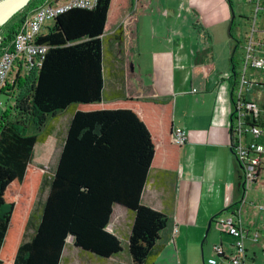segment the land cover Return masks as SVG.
<instances>
[{
  "label": "trees",
  "instance_id": "1",
  "mask_svg": "<svg viewBox=\"0 0 264 264\" xmlns=\"http://www.w3.org/2000/svg\"><path fill=\"white\" fill-rule=\"evenodd\" d=\"M46 1L31 0L0 27L2 47ZM126 2L96 0L90 9H69L38 36L47 52L25 92L14 100L13 120L0 119V264H62L69 239L83 257L118 258L122 241L107 229L115 205L129 218V264H154L159 254L168 218L142 205L141 195L154 168L158 138L174 151L181 146L174 141L171 101L125 97L119 91L104 99V34ZM122 32L116 29L119 43ZM239 45L230 47L231 88ZM17 85H22L19 78ZM63 113L68 117L65 137L55 170L47 176L33 166L34 151L49 142L52 120ZM43 183L45 200L34 209Z\"/></svg>",
  "mask_w": 264,
  "mask_h": 264
},
{
  "label": "crops",
  "instance_id": "2",
  "mask_svg": "<svg viewBox=\"0 0 264 264\" xmlns=\"http://www.w3.org/2000/svg\"><path fill=\"white\" fill-rule=\"evenodd\" d=\"M140 1L127 0L123 12L105 30L104 43L107 49L104 50V99L109 101L121 92L125 97L160 103L171 101L174 131L175 133L184 131L186 134V142L178 151H174L165 144L162 136L158 138L154 168L150 172L148 183L141 195L142 205L161 212L168 218V225L160 237V251L154 264H209V259L220 262L224 256L232 253L234 238L219 232L215 226L216 218L213 219V217L224 209H228L218 217L233 216L235 223L249 233L246 237L252 240L250 233H258L264 229V211L259 210L261 206L264 207V172L254 185H248L243 180L241 167L230 148L228 104L230 88L221 87L223 80L226 79L225 76H218L214 81L208 75L209 68L214 67L201 53L203 45L193 47L190 40L184 36L185 34L181 31L178 34L173 25L174 34H172L171 43L164 47V52L171 57L172 61V71L175 75L172 85L174 93L176 95L191 93L194 96L193 104L186 108V112L178 123L174 115L171 94L161 93L153 85L151 87V84L145 83L144 74H142L145 64L141 63L143 55L137 54L138 60L135 62V55H128L127 49H137L140 52L142 38L159 39L165 43L167 41L155 32L158 25L152 17H130L134 15L138 7H141ZM198 20L203 19L199 17ZM144 23L147 25L148 32H142ZM197 26L204 33L203 27ZM42 27L39 35H45ZM118 27L123 31L120 43L115 35ZM158 31L164 37L168 33V30ZM263 34L264 30L259 36L260 39H264ZM156 46L157 48H153L159 49L160 46ZM205 49L207 50V47ZM148 65L150 67L148 71H151L155 66V61H148ZM22 71L27 72L30 77L25 83L22 82L24 86L18 88L17 79L22 80ZM180 72H185V74H179ZM34 73L36 71L27 70L22 63H17L9 75L10 82L6 80L3 87L4 89L8 86L10 89L6 92L2 89L0 93L16 99L11 93L15 90L18 91L17 95L21 96V89L27 88ZM148 76L150 77L151 74ZM193 88L197 89V93H192ZM197 94L201 96H196ZM58 117L59 115L56 117L57 120H52V122L55 121V127L49 142L39 147L38 156L41 158L47 157L46 146L53 141V133L58 126ZM66 120L65 127L60 126L54 137V139L57 138L58 154L65 137L68 117ZM258 188L262 191H257L255 194L254 189ZM247 192L250 196L244 198L243 195ZM236 209L238 212H235ZM125 211L118 205L113 207L112 217L116 212L118 215L114 220L111 217L107 228L109 232L117 236L118 234L127 236L128 221L126 220L127 223H125L127 233L124 234L120 232L123 225L118 218ZM126 217L129 219L128 214ZM112 224L115 232L111 229ZM174 228L177 229L175 234L173 233ZM71 245V239L67 240L69 251L77 252V249ZM215 246L221 247L219 255L213 250ZM65 252L66 249L63 252L62 264H70L72 255L65 256ZM247 255V263L253 264L247 260ZM114 258L109 261L112 264L118 263L119 259Z\"/></svg>",
  "mask_w": 264,
  "mask_h": 264
},
{
  "label": "rangeland",
  "instance_id": "3",
  "mask_svg": "<svg viewBox=\"0 0 264 264\" xmlns=\"http://www.w3.org/2000/svg\"><path fill=\"white\" fill-rule=\"evenodd\" d=\"M141 7L135 10L134 15L130 17H152L157 22L158 29L156 27L155 32L159 37L165 38V41L159 39H145L140 40V52L137 49H127L128 55L134 54V61L137 62V54L143 55L141 57V63L145 64L142 74H144V79L146 84H151V87H155L161 93H170L173 98L174 103V115L176 117V123L183 117L186 108L190 107L193 104V94L186 93V95H176L174 93V88L172 87L175 80V75L172 71L171 66V57L164 52V47L170 45L171 39L173 37L174 31L172 27L176 28V32L179 34L181 31L186 38H188L193 47H201V53L207 57L209 63H212L214 68H209L208 75L212 77L214 81L218 76H225L231 73L232 65L230 62L231 53L230 47L234 42L240 43V48H238L234 55V62L236 63V70L239 67L240 61L242 59V44L244 42V35L248 30L249 21L252 18V6L249 3V0H141ZM172 17H175L172 19ZM201 17L203 20L199 21L198 18ZM233 21L232 27V37L229 36L230 22ZM192 23V25H191ZM193 23L195 24L193 26ZM53 21H46L43 24L42 31L44 34L49 32V29L52 27ZM203 27V32L200 27ZM258 29L260 31L264 28V11L261 12L260 17H258ZM147 25L144 23L142 27V32L147 30ZM158 30L166 31V37H164ZM151 34L154 32L150 31ZM264 37V34L263 36ZM165 43V44H164ZM237 44V43H236ZM159 45V49H154ZM207 47V50L205 49ZM106 44L104 43V50H106ZM143 52V53H142ZM148 52V53H146ZM106 55V53H105ZM148 61H155V66L151 71L148 65ZM151 72V73H150ZM12 73V71H11ZM10 73V74H11ZM153 73V75H152ZM9 74V75H10ZM148 74H151L149 77ZM179 74H185V72H180ZM252 74L257 76L260 81H264V74L262 72L252 71ZM8 75L7 81L10 82V76ZM27 72L22 71L21 78L22 82H26L29 79ZM155 78V79H154ZM18 86V88H21ZM196 88V85H194ZM221 87L230 88L231 93V84L229 80L224 79ZM10 89L8 86L3 89L7 91ZM25 88L21 89L22 93L25 92ZM264 93V89L262 90ZM21 93V92H20ZM18 91H13L12 96L18 97ZM141 94V93H140ZM196 96H201L197 94ZM15 98H9L8 95L0 93V119L4 116V120L12 121V106L14 105ZM260 103V101L258 100ZM228 104H229V113H231L232 103L231 98L228 92ZM67 114H60L58 117V126L56 130H59L60 126L65 127ZM1 121V120H0ZM177 126V125H176ZM63 127V128H64ZM56 130L53 133V141L46 146V158H41L38 156L39 147L38 144L35 148V157L32 162L33 166L40 167L47 176L51 175V172L55 170L57 162V154L59 147H57L56 141L54 139ZM260 142L264 143V133L260 138ZM43 163V164H40ZM254 185V183L249 184ZM257 191H262L261 188L254 189V193L257 194ZM244 198L250 196V193L247 192L243 195ZM45 200V186L44 183L38 190L34 209L41 207ZM118 215L116 212L112 217V220ZM127 211L123 212L122 215L118 216L122 223V233H127L129 219H127ZM128 221V223L126 222ZM125 223H127V231H125ZM111 229L115 232V228L112 224ZM120 230V229H119ZM249 234V233H248ZM254 233H250L252 237ZM120 240L122 241L123 251L118 256L119 262L116 264H129V256L126 250L125 237L121 234H118ZM244 246L246 249V254H248V261L253 264H264V229H261L257 233V241L253 242L251 238L246 237L244 239ZM253 242H251V241ZM69 248H66L65 256L72 255V260L70 264H112L110 261H105L102 258L97 256L85 254H77L76 251H69ZM115 264V262L113 263Z\"/></svg>",
  "mask_w": 264,
  "mask_h": 264
},
{
  "label": "built area",
  "instance_id": "4",
  "mask_svg": "<svg viewBox=\"0 0 264 264\" xmlns=\"http://www.w3.org/2000/svg\"><path fill=\"white\" fill-rule=\"evenodd\" d=\"M95 3L96 0H48L22 20L9 46L2 47L4 37L0 33V91L17 63H22L25 69L32 71L40 67L48 47L39 44L37 39L46 21H52L72 8L90 9ZM249 3L252 6V18L244 35L236 83L231 88L229 125L230 148L241 167L246 184L255 183L264 172V144L260 143L264 133V81L252 74V71L264 74V39L259 38L262 31L258 29V17L264 11V0H249ZM226 79H230V73ZM192 93H197V89L193 88ZM174 141L182 146L186 142L185 132H176ZM259 210L264 211V207L261 206ZM215 226L219 232L234 238L233 251L220 262L209 259L208 263L249 264L244 246L247 231L240 228L230 215L217 217ZM173 233H177V229L174 228ZM252 240L257 241V233L252 236ZM213 250L219 255L221 247L215 246Z\"/></svg>",
  "mask_w": 264,
  "mask_h": 264
},
{
  "label": "water",
  "instance_id": "5",
  "mask_svg": "<svg viewBox=\"0 0 264 264\" xmlns=\"http://www.w3.org/2000/svg\"><path fill=\"white\" fill-rule=\"evenodd\" d=\"M30 1L31 0H0V27L6 24L14 15L23 10ZM235 212H238L237 209ZM235 212L233 213L234 215Z\"/></svg>",
  "mask_w": 264,
  "mask_h": 264
}]
</instances>
